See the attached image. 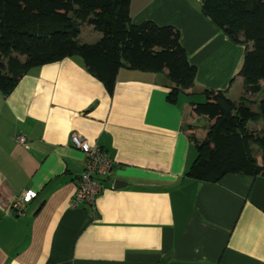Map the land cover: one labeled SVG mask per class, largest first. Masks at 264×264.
Here are the masks:
<instances>
[{
    "label": "crops",
    "instance_id": "obj_1",
    "mask_svg": "<svg viewBox=\"0 0 264 264\" xmlns=\"http://www.w3.org/2000/svg\"><path fill=\"white\" fill-rule=\"evenodd\" d=\"M201 4H129L132 24L175 28L197 70L176 104L166 101V72L121 69L110 95L68 58L32 69L9 95L0 93V264H264V177H184L195 158L189 135H206L207 127L185 129L205 90L226 91L235 103L244 97L252 111L264 99V92L243 96L237 74L245 48L203 15ZM100 37L86 31L83 38L81 27L78 40ZM72 132L114 163L93 208L70 206L86 164ZM27 191L36 196L18 215L10 207Z\"/></svg>",
    "mask_w": 264,
    "mask_h": 264
},
{
    "label": "trees",
    "instance_id": "obj_2",
    "mask_svg": "<svg viewBox=\"0 0 264 264\" xmlns=\"http://www.w3.org/2000/svg\"><path fill=\"white\" fill-rule=\"evenodd\" d=\"M130 1L0 0V93L9 95L32 69L68 58L80 61L110 95L121 69L166 72L170 83L166 101L176 104L193 87L197 70L175 28L152 22L132 24ZM201 12L229 40L245 48L237 74L243 96L264 92V0H205ZM83 25L100 33L99 40L81 44ZM203 95V102L191 104L192 112L210 124L203 140L189 135L195 158L184 177L208 183L228 174L264 177V99L252 111L244 97L235 103L226 91L205 90ZM258 122L263 130L251 133L247 125ZM254 147L262 164L254 156Z\"/></svg>",
    "mask_w": 264,
    "mask_h": 264
},
{
    "label": "built area",
    "instance_id": "obj_3",
    "mask_svg": "<svg viewBox=\"0 0 264 264\" xmlns=\"http://www.w3.org/2000/svg\"><path fill=\"white\" fill-rule=\"evenodd\" d=\"M203 3L205 0H197ZM71 145L82 152L86 157V164L83 172L78 177L77 190L71 201V207L87 204L91 208L103 189V179L108 177L113 168V161L103 149L97 146H90L89 143L78 133L70 134ZM14 141L25 145L27 140L22 136H15ZM32 191L22 192L12 204L10 210L18 215H23L24 205L35 198Z\"/></svg>",
    "mask_w": 264,
    "mask_h": 264
},
{
    "label": "rangeland",
    "instance_id": "obj_4",
    "mask_svg": "<svg viewBox=\"0 0 264 264\" xmlns=\"http://www.w3.org/2000/svg\"><path fill=\"white\" fill-rule=\"evenodd\" d=\"M82 31H83V38H85V33H86V31H94L93 30V28L92 27H89V26H86V25H83L82 26ZM84 40V39H83ZM89 42V41H88ZM91 44V43H90ZM194 114V113H193ZM193 114H191V116H193ZM194 117H196V115L194 114V116L192 117V119L191 120H189L186 124H185V126H191V127H195V125H198V127L199 126H201V127H203L202 129H206L205 127H207L209 124H210V122L209 123H204L205 121L204 120H196ZM204 124H206V126L204 125ZM247 127H248V130L251 132V133H254V134H258L260 131H262L263 130V123L262 122H258V123H255V124H251V123H249L248 125H247ZM200 128V127H199ZM194 129V128H193ZM253 150H254V156H255V158L257 159V162H258V164H262V159H261V153H260V151L256 148V147H254L253 148Z\"/></svg>",
    "mask_w": 264,
    "mask_h": 264
},
{
    "label": "water",
    "instance_id": "obj_5",
    "mask_svg": "<svg viewBox=\"0 0 264 264\" xmlns=\"http://www.w3.org/2000/svg\"><path fill=\"white\" fill-rule=\"evenodd\" d=\"M122 185L120 184V183H115L114 184V188H119V187H121Z\"/></svg>",
    "mask_w": 264,
    "mask_h": 264
}]
</instances>
